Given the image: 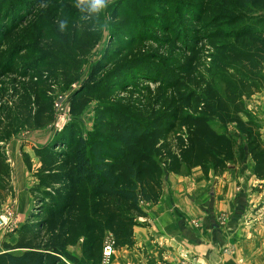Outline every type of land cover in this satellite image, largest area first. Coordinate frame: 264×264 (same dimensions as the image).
Returning a JSON list of instances; mask_svg holds the SVG:
<instances>
[{
    "label": "trees",
    "instance_id": "obj_1",
    "mask_svg": "<svg viewBox=\"0 0 264 264\" xmlns=\"http://www.w3.org/2000/svg\"><path fill=\"white\" fill-rule=\"evenodd\" d=\"M210 1L195 8L203 16L210 10L211 18H215L216 28L207 37L214 48L211 68L222 76L224 92L200 77L193 88L176 93V100L165 109H147L149 115L141 119L100 109L97 135L91 140L72 130L58 133L55 147L59 149L47 150V161L36 172V187L45 189L43 197L47 198L41 202L48 207L33 215L38 221L21 227L16 244L2 245L0 264H66L64 251L77 246L81 262L100 264L108 234L113 236L117 250L132 247L138 217L146 214L143 204L159 202L167 172L181 173L200 166L206 176L210 170L222 175L249 153L254 174L264 179L261 127L249 116L246 103V99L264 89V0ZM149 2L144 0V5L130 14L127 25L134 38L139 32L140 38L149 32L137 20L138 13L148 14ZM41 3L47 7H40ZM32 4V9L18 16L7 6L22 8V1L0 0V64L7 58V70L27 76L43 68L56 71L57 64L65 62L60 54L70 58L87 54L88 47L81 42L77 19L73 17L76 11L69 9V0ZM151 5L156 4L152 1ZM122 15L117 16L123 19ZM64 18L68 19L69 28L62 33L58 20ZM23 52L34 59L23 60ZM123 53L124 50L108 51L92 78L120 60ZM18 61L30 63L21 71ZM136 64L132 67L136 68ZM119 67L113 68L117 78L124 77L123 68ZM46 83L41 76L21 90L17 121L10 110L0 106V141L16 135L22 124L41 128L52 121ZM89 91L90 87H81L75 92L71 112L82 111ZM231 126L241 138L243 147L239 149L229 134ZM172 133L175 134L171 136ZM9 167L0 145V182L9 177Z\"/></svg>",
    "mask_w": 264,
    "mask_h": 264
},
{
    "label": "rangeland",
    "instance_id": "obj_2",
    "mask_svg": "<svg viewBox=\"0 0 264 264\" xmlns=\"http://www.w3.org/2000/svg\"><path fill=\"white\" fill-rule=\"evenodd\" d=\"M20 1L23 3L22 8L7 6L11 7L12 13L15 12L18 16L26 14L27 9L34 7L32 3L38 5V1L41 0ZM69 1V9L76 11L73 17L77 19L76 25L81 42L88 47L86 55L80 58L78 56L70 58L68 54H60V59H64L65 62L57 64L56 71L50 72L43 68L36 74L32 73L27 76H23L22 72L7 70L6 67L10 64L7 58H3L0 64V106L6 111L10 110L16 117L15 121L18 119L17 111L21 100V90L28 88L29 82L36 81L41 76L42 80H47V93L53 109V119L44 127L34 128L22 124L16 135L8 140L0 141L6 162L10 165L9 177L0 182V248L5 242L16 244L21 227L27 222L38 221L39 218L33 215L41 213L40 210L43 207H48V204L41 202L47 199L43 197L45 189L36 187L38 185L37 173L38 170L40 172L45 160L47 161L45 155L47 150L59 149L55 146L60 134L71 133L72 130L77 135L91 140L97 135V115L100 109H111L128 118L141 119L149 115V112H146L147 109L149 111L165 109L171 101L176 100V93L190 90L200 80V77L212 81L221 91L225 90L222 76L215 68H211L210 54L214 48L210 45L211 40L207 34L216 28L215 18H211L213 13L210 10L203 16L197 12V7L195 8L202 2L209 4L210 0H148L151 1L147 8L149 15L137 14L140 27L149 30L147 36L143 38H140V32L135 38L130 36L131 27L127 25V22L130 14L144 5V0H112L100 21L101 24L108 23L107 31L94 24L93 21L82 20L81 14L74 7V0ZM152 1L156 5H151ZM118 6L119 10L116 9ZM21 11L23 13H20ZM121 13L124 14L123 19L117 16ZM152 16L155 20H152ZM141 29L139 28V31ZM170 30H172L171 33ZM111 50H124V56L93 79L92 72L105 62L106 55ZM20 57L23 60H27L28 57L29 61L34 59L24 52ZM136 62L137 67L133 68ZM27 63L24 65L18 61L16 65H20L21 71H24ZM116 65H121L124 71L123 76L130 77L131 75L130 79L114 76L113 68ZM187 66L189 70L183 71ZM63 68H66V72H62ZM81 87H90L88 101L82 111L75 114L71 112L72 101L75 92ZM263 91L264 89L261 92ZM256 94L246 99V103L249 116L254 117L261 127L264 140V131H262L264 130V107L255 101ZM60 97L64 99L66 109H69L66 115L67 120L65 119L66 123L61 129L59 128L62 124L57 123V117L61 112L55 110ZM244 117L247 118L245 114ZM216 128L223 130L217 125ZM177 131L178 129L175 130ZM174 134L172 133L171 136ZM229 134L239 149L242 142L234 126L229 128ZM25 149L32 151L31 155ZM9 150L17 151L16 160L20 161L21 167L17 163V169L11 166L12 158ZM249 162L253 163V160L251 155L246 153L245 157L239 158L234 165L241 168ZM248 175L245 171L244 177ZM16 176L21 180L20 183L14 182ZM15 187L23 191L22 197L18 200L15 198ZM255 203L252 204L251 213L255 214L264 210L263 203L260 205ZM74 251L76 248L71 254ZM75 264H79L78 261Z\"/></svg>",
    "mask_w": 264,
    "mask_h": 264
},
{
    "label": "crops",
    "instance_id": "obj_3",
    "mask_svg": "<svg viewBox=\"0 0 264 264\" xmlns=\"http://www.w3.org/2000/svg\"><path fill=\"white\" fill-rule=\"evenodd\" d=\"M254 97L264 107V91ZM16 152L9 150L14 169L16 163L21 167ZM253 166H235L222 175L210 170L206 176L200 166L165 173L161 199L143 204L135 244L118 249L113 264H264V210L251 213L252 204H264V179ZM15 191L18 200L23 191ZM63 259L84 264L78 246L65 250Z\"/></svg>",
    "mask_w": 264,
    "mask_h": 264
},
{
    "label": "clouds",
    "instance_id": "obj_4",
    "mask_svg": "<svg viewBox=\"0 0 264 264\" xmlns=\"http://www.w3.org/2000/svg\"><path fill=\"white\" fill-rule=\"evenodd\" d=\"M111 3L112 0H74V7L81 14L82 20L93 21L94 24L107 31L109 28L108 23L101 24L100 21ZM40 7L46 8L47 4L41 3ZM58 25L61 32H66L69 28V21L67 18L60 19Z\"/></svg>",
    "mask_w": 264,
    "mask_h": 264
},
{
    "label": "built area",
    "instance_id": "obj_5",
    "mask_svg": "<svg viewBox=\"0 0 264 264\" xmlns=\"http://www.w3.org/2000/svg\"><path fill=\"white\" fill-rule=\"evenodd\" d=\"M55 110L61 112V114L57 117V123L62 124V126L59 128L61 129L66 123L67 120L66 115H67V111L69 110L66 109V106L64 105V99L62 97L58 99ZM115 252H116L115 240L112 235L108 234L104 239L102 258L100 264H113V258Z\"/></svg>",
    "mask_w": 264,
    "mask_h": 264
},
{
    "label": "water",
    "instance_id": "obj_6",
    "mask_svg": "<svg viewBox=\"0 0 264 264\" xmlns=\"http://www.w3.org/2000/svg\"><path fill=\"white\" fill-rule=\"evenodd\" d=\"M235 167V165H231V168H234Z\"/></svg>",
    "mask_w": 264,
    "mask_h": 264
}]
</instances>
